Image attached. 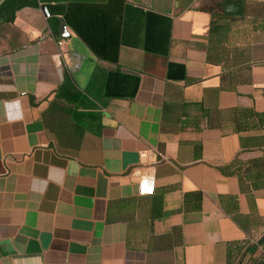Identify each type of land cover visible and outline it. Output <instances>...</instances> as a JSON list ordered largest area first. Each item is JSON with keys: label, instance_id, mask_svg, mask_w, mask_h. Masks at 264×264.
<instances>
[{"label": "crops", "instance_id": "0c3cea01", "mask_svg": "<svg viewBox=\"0 0 264 264\" xmlns=\"http://www.w3.org/2000/svg\"><path fill=\"white\" fill-rule=\"evenodd\" d=\"M259 117L264 0H0V264H244Z\"/></svg>", "mask_w": 264, "mask_h": 264}, {"label": "built area", "instance_id": "2783aa9c", "mask_svg": "<svg viewBox=\"0 0 264 264\" xmlns=\"http://www.w3.org/2000/svg\"><path fill=\"white\" fill-rule=\"evenodd\" d=\"M61 39L56 40V44L60 45ZM59 53L52 55V59L56 60ZM138 164L133 167L131 173H135V183L137 192L140 195H151L154 192V166L162 158L158 152L152 148L140 149L137 152ZM141 169V171H139Z\"/></svg>", "mask_w": 264, "mask_h": 264}, {"label": "trees", "instance_id": "16d2710c", "mask_svg": "<svg viewBox=\"0 0 264 264\" xmlns=\"http://www.w3.org/2000/svg\"><path fill=\"white\" fill-rule=\"evenodd\" d=\"M52 29H54V31L56 30L55 23L52 24ZM260 118L261 117H259V123L262 124V125H264L263 122H262V120H260ZM241 247L242 246L237 245L236 246L237 251L240 250ZM244 264H264V258H260V257H254V258L252 257L251 258V257H249Z\"/></svg>", "mask_w": 264, "mask_h": 264}, {"label": "rangeland", "instance_id": "374dc122", "mask_svg": "<svg viewBox=\"0 0 264 264\" xmlns=\"http://www.w3.org/2000/svg\"><path fill=\"white\" fill-rule=\"evenodd\" d=\"M258 254H256L254 257H260V258H264V242H261L258 246ZM253 257V258H254Z\"/></svg>", "mask_w": 264, "mask_h": 264}, {"label": "water", "instance_id": "95a60500", "mask_svg": "<svg viewBox=\"0 0 264 264\" xmlns=\"http://www.w3.org/2000/svg\"><path fill=\"white\" fill-rule=\"evenodd\" d=\"M41 10H42V12L45 14V9H44L43 6H41ZM62 29H63V26H62L61 23H59V29H58V32L61 33V32H62Z\"/></svg>", "mask_w": 264, "mask_h": 264}]
</instances>
